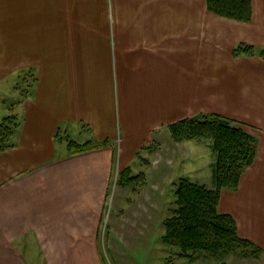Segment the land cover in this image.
I'll return each mask as SVG.
<instances>
[{"label": "crops", "instance_id": "obj_1", "mask_svg": "<svg viewBox=\"0 0 264 264\" xmlns=\"http://www.w3.org/2000/svg\"><path fill=\"white\" fill-rule=\"evenodd\" d=\"M252 7L244 22L207 0H0V78H39L18 104L17 146L0 152V264H99L117 168L157 140L208 147L175 142L168 127L201 113L258 139L219 211L264 249V60L233 55L239 43L264 46V0ZM69 132L109 143L71 153Z\"/></svg>", "mask_w": 264, "mask_h": 264}, {"label": "trees", "instance_id": "obj_2", "mask_svg": "<svg viewBox=\"0 0 264 264\" xmlns=\"http://www.w3.org/2000/svg\"><path fill=\"white\" fill-rule=\"evenodd\" d=\"M253 0H207L208 9L220 16L249 22L253 17ZM235 57L258 55L264 60V46L239 43L233 50ZM33 76L35 70H27L17 76ZM23 96L31 94V88L16 86ZM28 92V93H27ZM20 102V100H19ZM18 102V103H19ZM15 103V102H14ZM20 121L17 114H8L0 121V152L14 147ZM175 141L202 140L209 142L216 160L214 184L209 187L187 177L175 182V201L171 215L164 220L166 245L179 248L180 257L195 259L202 251L213 255L235 253L240 257L260 258L264 249L250 239L240 236L235 218L219 211L223 189L237 190L246 168L257 156V137L235 120L218 113H203L185 117L169 124ZM59 140L60 136L57 137ZM71 153L85 152L109 142L91 140L80 143L65 136ZM153 152L156 148H146ZM146 183L144 172L135 173L131 166L119 172L117 184L137 190Z\"/></svg>", "mask_w": 264, "mask_h": 264}, {"label": "rangeland", "instance_id": "obj_3", "mask_svg": "<svg viewBox=\"0 0 264 264\" xmlns=\"http://www.w3.org/2000/svg\"><path fill=\"white\" fill-rule=\"evenodd\" d=\"M0 79V121L8 114H17L20 129L22 119L17 110L18 102L25 100L29 95L23 96L15 87L22 86L23 89L29 90L31 88L32 93L39 78L28 76L20 79L17 77ZM17 135L18 133L15 136V146ZM68 136L84 143L82 141L84 138L75 132H69ZM91 142L95 143L93 140ZM188 144L157 140L141 147L131 165H128L135 173H145L146 183L143 186L138 185L137 190L131 187H118L117 179L121 170L117 168L100 225L99 264H264L263 255L260 258L240 257L231 252L213 255L202 251L195 259H189L179 256L181 252L179 248L165 244L164 220L171 215L175 207L174 183L187 177L210 188L214 184L216 155L211 146L207 147V143H204L192 154ZM149 147L156 150L151 153L146 149ZM188 170L192 173L186 172ZM115 195L121 197L113 202Z\"/></svg>", "mask_w": 264, "mask_h": 264}]
</instances>
